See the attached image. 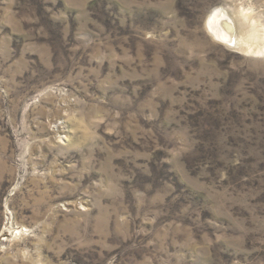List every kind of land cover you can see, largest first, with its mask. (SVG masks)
Segmentation results:
<instances>
[{"label": "rangeland", "instance_id": "obj_1", "mask_svg": "<svg viewBox=\"0 0 264 264\" xmlns=\"http://www.w3.org/2000/svg\"><path fill=\"white\" fill-rule=\"evenodd\" d=\"M0 264H264V0H0Z\"/></svg>", "mask_w": 264, "mask_h": 264}, {"label": "bare ground", "instance_id": "obj_2", "mask_svg": "<svg viewBox=\"0 0 264 264\" xmlns=\"http://www.w3.org/2000/svg\"><path fill=\"white\" fill-rule=\"evenodd\" d=\"M224 12L225 11L223 9H216L209 16L207 21V27L209 32L214 36V38L216 37L222 43H226L227 46L229 45L231 47L236 48L237 45H239V42L237 37H234V33H240L244 30V27L240 23L241 21L239 22L235 20L233 17H230L226 12L224 14Z\"/></svg>", "mask_w": 264, "mask_h": 264}]
</instances>
